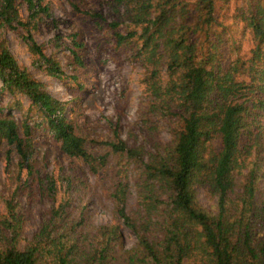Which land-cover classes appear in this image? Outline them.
I'll list each match as a JSON object with an SVG mask.
<instances>
[{"label":"trees","instance_id":"trees-1","mask_svg":"<svg viewBox=\"0 0 264 264\" xmlns=\"http://www.w3.org/2000/svg\"><path fill=\"white\" fill-rule=\"evenodd\" d=\"M116 1L128 26L123 32L119 20L108 25L118 45L131 46L132 58L145 70L142 125L150 134H157L160 119H177L178 125L168 142L147 148L129 143L120 121L112 122V137L103 142L107 151H90L67 116L66 103L19 64L1 32L3 26L31 32L43 15H51L50 5L0 0V91L25 95L28 110L36 107L45 123L32 121L26 111L17 120L13 107L24 111V105L14 100L0 116V146L13 147L19 172L27 175L14 197L30 188L33 199L41 195L51 202L48 219L20 246L26 217L14 198L7 200V213H0V264H264V144L256 112L264 110V0L250 4L244 15L256 39L245 77L237 63L224 65L217 0ZM88 13L97 23L105 21L99 12ZM27 39L40 64L63 77L59 62L31 33ZM41 125L92 173L106 170L111 156L118 158L109 191L112 223L87 227L82 216L74 217L69 191L59 193V179L40 177L34 130ZM200 186L215 197L214 211L199 203ZM123 227L136 238L131 248L124 247Z\"/></svg>","mask_w":264,"mask_h":264},{"label":"rangeland","instance_id":"rangeland-1","mask_svg":"<svg viewBox=\"0 0 264 264\" xmlns=\"http://www.w3.org/2000/svg\"><path fill=\"white\" fill-rule=\"evenodd\" d=\"M263 1V0H262ZM50 5L51 15H43L29 32L24 27L12 30L1 27L8 40L11 52L20 65L25 66L34 78L44 83L46 89L67 106V116L75 132L84 138L86 147L95 154L107 151L104 141L112 137V122L120 121L121 134L131 144L151 147L153 143L164 144L171 139V133L178 123L177 119H160L157 134H150L142 125V106L147 94L142 79L145 74L142 64L132 55L135 50L129 45H118L113 30L108 23L119 20V29L128 26L126 14L116 0H45ZM259 0H217V15L223 24L224 65L237 63L245 77L256 39L253 31L244 20L250 4ZM24 20L29 18L25 1L20 4ZM88 12L101 13L105 21L97 23ZM31 33L43 51L57 60L64 70L63 77L51 75L46 65L40 64L37 56L30 50L27 36ZM73 50H76L83 65L76 63ZM0 80V87H1ZM23 102L24 111L13 107V116L21 121L25 111L32 121L42 123L43 119L36 107L23 94L12 96L0 91V116L10 109L14 100ZM260 113L258 126L262 130L264 144V110ZM255 112V113H256ZM45 125V123H42ZM38 126L34 130L36 144L35 167L40 177L55 175L59 179V193L69 191L74 217L86 221V226L95 229L100 224L114 221L109 191L114 181L118 158L111 156L110 165L104 171L92 173L78 158L68 157L60 143L52 134ZM248 137L243 138L247 140ZM218 142V141H217ZM69 177L72 187L68 189ZM27 180L25 173L19 172L18 158L13 147L3 143L0 146V213H7V200L12 198L17 210L26 219L21 233L20 246H23L48 219L51 202L41 195L32 198L30 188L22 195L15 196L18 185ZM31 179L28 180L30 183ZM264 189V184L262 185ZM71 192V193H70ZM199 203L209 211L215 210V197L204 187H197ZM130 203L135 208V195H130ZM124 247L131 248L136 243L134 234L123 227Z\"/></svg>","mask_w":264,"mask_h":264}]
</instances>
